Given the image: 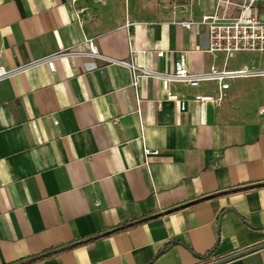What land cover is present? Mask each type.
I'll return each mask as SVG.
<instances>
[{"label": "crops", "instance_id": "crops-1", "mask_svg": "<svg viewBox=\"0 0 264 264\" xmlns=\"http://www.w3.org/2000/svg\"><path fill=\"white\" fill-rule=\"evenodd\" d=\"M173 18L147 0H0V65L94 39L104 56L163 74L182 52L192 72L224 66L204 28ZM240 55L228 69L264 71ZM213 90L173 82L182 111L160 79L134 88L128 67L90 57L2 80L0 264H213L260 245L222 264H264V74L233 80L202 124L194 98Z\"/></svg>", "mask_w": 264, "mask_h": 264}, {"label": "built area", "instance_id": "built-area-1", "mask_svg": "<svg viewBox=\"0 0 264 264\" xmlns=\"http://www.w3.org/2000/svg\"><path fill=\"white\" fill-rule=\"evenodd\" d=\"M204 1L205 4H204ZM208 7L199 19L194 17V5ZM174 18L169 23L192 30L204 28L208 37L207 52L224 57L222 68L212 67L209 71L192 72L188 68L185 53H181L174 63L172 74H163L137 66L133 60L116 61L104 56L98 49L94 39H88L89 51L64 50L56 52L29 64L15 69H6L0 65V82L23 73L38 65H47L51 72L56 71V60L62 58L90 57L101 59L109 63H119L128 67L132 73V86L138 88L140 79L157 78L161 80L163 90L168 94V99L180 104L181 110H185L186 101L169 93L173 82L185 84L192 88H199L203 84H217L218 90L208 94H197L194 101L198 103L200 110V122H205V110L207 103L220 105L227 97V90L231 82L239 78H248L263 75L264 71H258L254 67L239 70L227 68L229 59L240 54L264 55V0H168ZM188 18H180V15ZM158 57L164 56V51L157 53ZM103 73V72H102ZM264 113V109H262ZM58 126V121L54 123ZM146 156L158 155L159 152L145 148Z\"/></svg>", "mask_w": 264, "mask_h": 264}, {"label": "rangeland", "instance_id": "rangeland-1", "mask_svg": "<svg viewBox=\"0 0 264 264\" xmlns=\"http://www.w3.org/2000/svg\"><path fill=\"white\" fill-rule=\"evenodd\" d=\"M149 1V4H151L152 6H156V8L163 6L165 4H167L168 0H147ZM160 2V3H159ZM206 1H204V4H205ZM241 59L243 58V60H247L248 62L254 60L256 61V63H262V69L264 70V55H259V54H243V55H240L239 56ZM251 65V63L249 64ZM233 68V67H230V69ZM253 67L252 65L249 66L247 69L248 70H251ZM256 69H258L257 67H255Z\"/></svg>", "mask_w": 264, "mask_h": 264}, {"label": "water", "instance_id": "water-1", "mask_svg": "<svg viewBox=\"0 0 264 264\" xmlns=\"http://www.w3.org/2000/svg\"><path fill=\"white\" fill-rule=\"evenodd\" d=\"M262 246H263V245H260V246H258V247H254V248H252V249H248V250H246V251L240 252V253H238V254H235V255H232V256L227 257V258H225V259H222V260H220V261H217V262H215V263H213V264H222V263H226V262L231 261V260H233V259H236V258H239V257H241V256H244V255H246V254H248V253H250V252L256 251V250L262 248Z\"/></svg>", "mask_w": 264, "mask_h": 264}, {"label": "trees", "instance_id": "trees-1", "mask_svg": "<svg viewBox=\"0 0 264 264\" xmlns=\"http://www.w3.org/2000/svg\"><path fill=\"white\" fill-rule=\"evenodd\" d=\"M120 230H122V229H120ZM91 240H87V241H84V242H82V243H80V244H87V243H89ZM47 256H50V254H48V255H44V256H41V257H39V258H46Z\"/></svg>", "mask_w": 264, "mask_h": 264}]
</instances>
